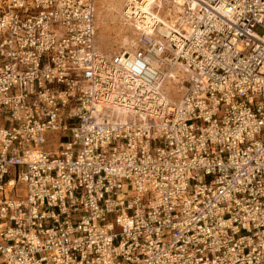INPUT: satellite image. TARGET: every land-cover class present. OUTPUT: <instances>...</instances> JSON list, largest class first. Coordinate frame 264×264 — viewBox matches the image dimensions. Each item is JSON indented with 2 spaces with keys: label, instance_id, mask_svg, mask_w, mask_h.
Here are the masks:
<instances>
[{
  "label": "built area",
  "instance_id": "obj_1",
  "mask_svg": "<svg viewBox=\"0 0 264 264\" xmlns=\"http://www.w3.org/2000/svg\"><path fill=\"white\" fill-rule=\"evenodd\" d=\"M161 1L107 56L99 0H0V264H264V0Z\"/></svg>",
  "mask_w": 264,
  "mask_h": 264
},
{
  "label": "rangeland",
  "instance_id": "obj_2",
  "mask_svg": "<svg viewBox=\"0 0 264 264\" xmlns=\"http://www.w3.org/2000/svg\"><path fill=\"white\" fill-rule=\"evenodd\" d=\"M121 6V0H99L98 3L96 46L99 52L107 56L124 51L131 52L135 46L134 42L136 44V29L131 22L123 19ZM158 16L167 21L161 12ZM262 32L261 29L257 30L259 34ZM166 74L168 77L162 85V93L168 102H171V99L178 102L184 93L182 82L187 78V69L176 66ZM21 191L23 192V189Z\"/></svg>",
  "mask_w": 264,
  "mask_h": 264
},
{
  "label": "bare ground",
  "instance_id": "obj_3",
  "mask_svg": "<svg viewBox=\"0 0 264 264\" xmlns=\"http://www.w3.org/2000/svg\"><path fill=\"white\" fill-rule=\"evenodd\" d=\"M121 2L123 19L126 22H131L134 25L137 35L141 33H145L148 35H157L162 42L163 40L167 41V38L176 39V35L172 36V33L170 31H176L184 37H189V34L191 32L190 29L186 28V31L182 32L180 28L175 25L174 21H164L158 16L159 12H161L165 16V18L167 15V11L165 10V6L161 0H121ZM134 45H136L135 42ZM154 65L161 71V74L163 76V82L161 83L158 92L161 96L160 100L162 104L167 106L171 102H168V100L162 93V85L168 77V74L166 73L169 69L176 66L181 67L182 65L180 63H167L166 66L162 67V62L159 61L154 62Z\"/></svg>",
  "mask_w": 264,
  "mask_h": 264
}]
</instances>
